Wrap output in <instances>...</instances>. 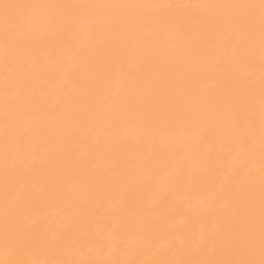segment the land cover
I'll return each mask as SVG.
<instances>
[{
  "label": "bare ground",
  "instance_id": "1",
  "mask_svg": "<svg viewBox=\"0 0 264 264\" xmlns=\"http://www.w3.org/2000/svg\"><path fill=\"white\" fill-rule=\"evenodd\" d=\"M259 5L0 0V261H259Z\"/></svg>",
  "mask_w": 264,
  "mask_h": 264
},
{
  "label": "snow or ice",
  "instance_id": "2",
  "mask_svg": "<svg viewBox=\"0 0 264 264\" xmlns=\"http://www.w3.org/2000/svg\"><path fill=\"white\" fill-rule=\"evenodd\" d=\"M261 21L264 26V0H260ZM5 8H27L38 7L36 5H4ZM162 7H174L173 5H163ZM178 7V6H175ZM4 30L7 35L11 36L15 30L12 18L6 16L3 20ZM262 56V85H264V44L261 48ZM14 93V83L11 81L5 82V97H9ZM264 95V90H262ZM229 140L231 137L228 138ZM261 154H262V190H261V233H260V260L254 259H230V260H180V259H158L151 262V264H264V103H262V122H261ZM250 157V153L248 154ZM23 243V242H22ZM254 244V235L251 233L248 237V250L251 251ZM10 242L7 237L5 240L6 249L9 247ZM173 246L170 245V250ZM0 264H144L143 261L138 260H124V259H105V260H71V261H52L42 262L39 260L28 259H8L0 261Z\"/></svg>",
  "mask_w": 264,
  "mask_h": 264
}]
</instances>
